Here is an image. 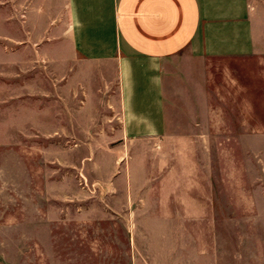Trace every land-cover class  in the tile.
<instances>
[{"label":"rangeland","instance_id":"rangeland-1","mask_svg":"<svg viewBox=\"0 0 264 264\" xmlns=\"http://www.w3.org/2000/svg\"><path fill=\"white\" fill-rule=\"evenodd\" d=\"M171 69L166 135L138 141L94 65L0 70V264H130L129 228L264 264V56Z\"/></svg>","mask_w":264,"mask_h":264},{"label":"crops","instance_id":"crops-1","mask_svg":"<svg viewBox=\"0 0 264 264\" xmlns=\"http://www.w3.org/2000/svg\"><path fill=\"white\" fill-rule=\"evenodd\" d=\"M249 56H264V0H0V70L94 65L114 92L121 140L166 135L179 59ZM167 234L147 240L160 254L146 256L129 228L130 264H180L178 232Z\"/></svg>","mask_w":264,"mask_h":264}]
</instances>
